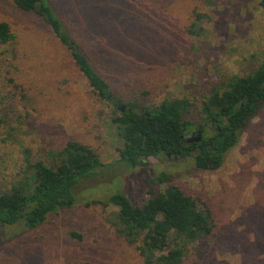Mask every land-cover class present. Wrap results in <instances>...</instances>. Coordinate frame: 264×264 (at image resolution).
I'll return each mask as SVG.
<instances>
[{"label":"rangeland","instance_id":"1","mask_svg":"<svg viewBox=\"0 0 264 264\" xmlns=\"http://www.w3.org/2000/svg\"><path fill=\"white\" fill-rule=\"evenodd\" d=\"M49 1L113 94L139 109L185 97L193 104L187 119H199L201 102L251 73L264 54L258 0ZM196 12L199 34L189 31ZM0 21L15 34L0 46V194L28 161L50 164V152L69 140L103 164L76 186L70 207L39 227L0 225V264H145L140 242L116 233V208L93 201L121 191L142 204L163 191L167 183L152 182L163 173L212 211V235L190 246L184 264H264V105L217 169L196 168L193 155L150 156L131 167L120 161L114 105L95 95L50 27L12 0H0Z\"/></svg>","mask_w":264,"mask_h":264},{"label":"trees","instance_id":"2","mask_svg":"<svg viewBox=\"0 0 264 264\" xmlns=\"http://www.w3.org/2000/svg\"><path fill=\"white\" fill-rule=\"evenodd\" d=\"M12 2L24 12L35 13L50 27L95 95L114 105L111 122L122 144L120 161L128 166L135 167L140 159L150 156L180 154L193 155L198 169H217L264 105L263 54L251 73L231 77L223 90H214L201 102L199 119H187L193 104L185 97L167 98L139 109L136 101L124 102L113 94L105 77L67 30L49 0ZM258 3L264 9V0ZM194 15L189 31L199 34L202 15L198 12ZM14 37L10 25L0 21V46L12 42ZM8 82L13 83V78L9 77ZM119 105H125L124 112L119 110ZM209 122L212 126L208 130L202 126L200 141H183L184 130ZM50 156V164L40 159L28 161L20 171L17 185L0 194V225L20 223L28 229L39 227L51 213L70 207L80 181L103 166L92 149L75 140L67 141L59 151L50 152ZM153 181L167 185L142 204L133 203L121 191L110 195L105 202L93 203L116 208L112 220L116 233L130 245L140 242L136 247L145 264H184L190 246L212 235V211L175 184L172 176L159 174ZM72 234L80 238L79 234Z\"/></svg>","mask_w":264,"mask_h":264},{"label":"flooded vegetation","instance_id":"3","mask_svg":"<svg viewBox=\"0 0 264 264\" xmlns=\"http://www.w3.org/2000/svg\"><path fill=\"white\" fill-rule=\"evenodd\" d=\"M202 126H203L204 130H208V127H211L212 124L210 122L208 123V125H207V123H203L201 125L194 127L193 129L184 130L183 134L181 136L183 138V141L186 143H192V142L200 141V139L203 137V132L201 131ZM199 137H200V139H199ZM167 156L169 157L171 155L167 154ZM173 156H182V155L177 154V155H173Z\"/></svg>","mask_w":264,"mask_h":264},{"label":"water","instance_id":"4","mask_svg":"<svg viewBox=\"0 0 264 264\" xmlns=\"http://www.w3.org/2000/svg\"><path fill=\"white\" fill-rule=\"evenodd\" d=\"M119 110L121 111V112H124L125 111V105H119ZM199 139H200V137H199Z\"/></svg>","mask_w":264,"mask_h":264}]
</instances>
